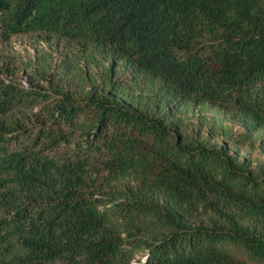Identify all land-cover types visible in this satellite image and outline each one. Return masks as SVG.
<instances>
[{"label": "trees", "instance_id": "16d2710c", "mask_svg": "<svg viewBox=\"0 0 264 264\" xmlns=\"http://www.w3.org/2000/svg\"><path fill=\"white\" fill-rule=\"evenodd\" d=\"M0 23L78 48L27 87L0 61V264H264L240 150L264 135V0H0Z\"/></svg>", "mask_w": 264, "mask_h": 264}, {"label": "rangeland", "instance_id": "374dc122", "mask_svg": "<svg viewBox=\"0 0 264 264\" xmlns=\"http://www.w3.org/2000/svg\"><path fill=\"white\" fill-rule=\"evenodd\" d=\"M47 41V38L36 33H19L13 36H7L0 23V61L4 64L5 62L14 63V78L27 87L29 84V77L24 71L28 69L30 65L39 68L47 61L53 65L54 61L61 62L65 57L69 60L70 58H73L71 50L78 49L76 45H70L62 41L56 46L54 43ZM54 75L61 79L65 75L64 78L70 84H74L76 81V75L72 74L71 70H67L65 74L54 70ZM213 115L224 117L225 114L220 111H212L207 113L206 117L210 118L213 117ZM235 127L237 128L238 125H235ZM240 150L241 155H246L254 163H263L264 135L262 137H257L251 143L242 146ZM106 175V172H101V176L105 177Z\"/></svg>", "mask_w": 264, "mask_h": 264}]
</instances>
